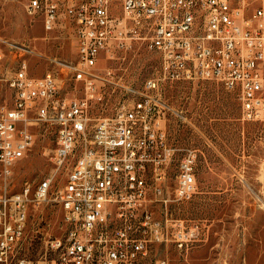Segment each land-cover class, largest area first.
Masks as SVG:
<instances>
[{
	"label": "built area",
	"instance_id": "obj_1",
	"mask_svg": "<svg viewBox=\"0 0 264 264\" xmlns=\"http://www.w3.org/2000/svg\"><path fill=\"white\" fill-rule=\"evenodd\" d=\"M25 9L42 15L47 32L62 9L72 19L71 71L84 94L58 97L56 77L30 76L26 60L7 79L12 103L0 108V264H140L153 243L188 251L198 226L187 228L167 210L157 219L143 206L151 191L164 207L190 201L197 190L198 151L185 150L167 198L159 186L161 166L171 155L166 107L156 93L160 79H147L140 91L125 88L128 98L111 105V116L92 117V107L109 106L103 87L113 78L111 68L98 66L140 44L159 54L161 79L215 80L236 93L243 121H264V0H25ZM33 108V120L57 127L54 172L38 184L33 200H46L56 173L68 164L57 197L67 227L50 242L49 258L14 259L10 254L24 234L32 197L29 184L11 192L9 180L34 143L27 128Z\"/></svg>",
	"mask_w": 264,
	"mask_h": 264
},
{
	"label": "rangeland",
	"instance_id": "obj_2",
	"mask_svg": "<svg viewBox=\"0 0 264 264\" xmlns=\"http://www.w3.org/2000/svg\"><path fill=\"white\" fill-rule=\"evenodd\" d=\"M0 50V108L11 106L7 79L23 60L30 76L51 73L56 77L58 97L83 96L82 82L71 71L76 60L75 25L63 9L55 28L47 32L41 14H27L25 0H0ZM98 67L111 68L113 78L103 87L109 106L92 107V117L111 116V105L128 98L125 88L140 91L147 79H160L156 93L166 107V147L171 155L161 166L158 185L167 198H172L185 150L198 151L197 190L192 199L164 207L160 196L151 191L143 206L157 219L167 210L187 228L196 224L198 238L188 251L170 243H153L140 264H154L158 259L169 264H264V121H243L236 93L215 80L161 79L159 54L140 44L117 52L113 60L102 61ZM94 73L100 78L105 74ZM34 111L27 124L34 143L12 168L9 180L11 192L29 184L32 197L24 234L10 254L14 259L49 258L50 242L63 237L67 227L57 197L65 185L68 164L56 173L46 200L39 204L33 200L38 184L54 172L50 155L57 135L55 124L33 120Z\"/></svg>",
	"mask_w": 264,
	"mask_h": 264
}]
</instances>
